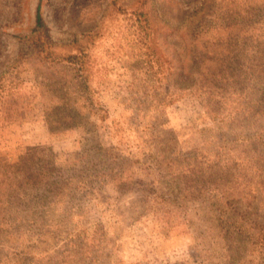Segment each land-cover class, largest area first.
Segmentation results:
<instances>
[{
	"label": "rangeland",
	"instance_id": "obj_1",
	"mask_svg": "<svg viewBox=\"0 0 264 264\" xmlns=\"http://www.w3.org/2000/svg\"><path fill=\"white\" fill-rule=\"evenodd\" d=\"M259 128L264 0H0V264H264Z\"/></svg>",
	"mask_w": 264,
	"mask_h": 264
},
{
	"label": "trees",
	"instance_id": "obj_2",
	"mask_svg": "<svg viewBox=\"0 0 264 264\" xmlns=\"http://www.w3.org/2000/svg\"><path fill=\"white\" fill-rule=\"evenodd\" d=\"M35 31H40V32H45L47 31V27L42 19V16L40 14V9L39 6L36 9V15H35ZM258 135L256 137V139L258 140V142L261 145H264V131L263 128H259L257 129ZM236 199H233V204H237V201H235ZM236 209L234 210L235 212L232 213L230 210H225L223 208L218 210L217 216H220V219H224L226 222L229 223V225L232 224V226H229V230H232L233 233L239 235L242 234L246 237L249 236V230L248 229H242L241 225H236L237 220H241V218L236 217V215L238 214V208L236 206H234ZM236 217V218H235ZM236 221V222H233ZM261 239L262 241H264V231L261 234Z\"/></svg>",
	"mask_w": 264,
	"mask_h": 264
}]
</instances>
